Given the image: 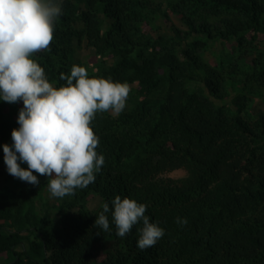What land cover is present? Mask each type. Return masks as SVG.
I'll return each mask as SVG.
<instances>
[{"label":"trees","instance_id":"trees-1","mask_svg":"<svg viewBox=\"0 0 264 264\" xmlns=\"http://www.w3.org/2000/svg\"><path fill=\"white\" fill-rule=\"evenodd\" d=\"M169 16L178 24L152 36ZM260 38L264 0H62L50 50L33 57L49 81L64 85L76 64L136 86L138 98L92 121L105 157L94 183L63 198L35 172L39 185L0 183V264H264V108L252 113L254 98L264 102ZM227 43L231 61H201ZM83 48L95 63L81 61ZM8 106L0 101V168L23 102ZM176 170L186 176L165 177ZM117 195L146 204L165 229L154 246L137 247L142 224L117 236L111 212L110 231L94 226Z\"/></svg>","mask_w":264,"mask_h":264},{"label":"clouds","instance_id":"clouds-1","mask_svg":"<svg viewBox=\"0 0 264 264\" xmlns=\"http://www.w3.org/2000/svg\"><path fill=\"white\" fill-rule=\"evenodd\" d=\"M62 14V0H0V101L23 107L18 128L12 130V144L3 145L9 174L39 185L38 173L48 177L53 197L73 195L94 183L105 163L97 152L99 137L92 121L98 113H121L130 93L127 82L90 77L86 67L74 64L70 74H60L64 85L54 86L45 69L34 59L41 50H50L55 23ZM27 164V168L22 167ZM95 225L124 237L133 227L137 247L145 250L165 235V229L146 215L147 205L117 195L102 205ZM186 224V219L177 218Z\"/></svg>","mask_w":264,"mask_h":264},{"label":"rangeland","instance_id":"rangeland-1","mask_svg":"<svg viewBox=\"0 0 264 264\" xmlns=\"http://www.w3.org/2000/svg\"><path fill=\"white\" fill-rule=\"evenodd\" d=\"M155 16L158 17L159 15H157V14L156 15H151V17H155ZM172 24H178V21L175 19V17L172 16V18H171L169 16V17H167V20L163 18V20L160 21V24H159V27H158V31H156V30H155V32L151 31V34H153L152 36L156 37L159 34H167L169 29L171 28ZM156 26H157V21H153V22H150L148 24V26L142 27V29L150 31L151 30L150 28H152L154 30V28ZM262 41H263V38H260L259 39L260 47H264V44H263ZM208 47L210 48V54L202 52L201 53V61L202 62L207 63L209 65L210 63L215 61V58L219 60L220 58L223 57V55H224V61L225 62H229V61L232 60V55H231V51H230L231 44L227 43V46L224 47V48L228 52H224V53H222L224 48H223V46L221 44L209 45ZM90 55H89V51L85 50L84 48L79 50L80 59H81V61L84 64H87L88 62H90V63H95L96 62L95 59L90 58ZM228 87H229V90H230V88L232 87V83H229ZM132 88L133 89L130 90L129 96L127 98L125 109L126 108L128 109L129 105L134 103V101H136V98H138V96L137 97L135 96L136 93H137L136 86L135 87L133 86ZM234 89L239 90L240 87H234ZM8 105H9L8 108L13 109V108H16L17 103H8ZM252 105H253V109H252V111H253L252 113L253 114H254V111L258 112L259 110H262L264 108V102L259 97L254 98L252 100ZM125 109L123 111H127ZM107 113L109 115H111V116L118 115V114H114V113H111V112H107ZM1 166L2 167L0 168V183H1L2 186H10L11 185V180H15V179L17 180L18 178L14 177L13 175L8 173L6 164H2ZM184 176H186V171L185 170H176L174 172H171V173H168V174L165 175L166 178H172V179H179V178H182ZM44 197H46L47 200H49V198L45 194H44ZM54 201H56V200H54ZM47 202H48V205H50V206H51V204H56V206H58L57 202L54 203L52 200L47 201ZM34 206H35V209L37 210V212H39V211L43 212V210L45 208V206L42 207V205L39 202H36L34 204ZM50 206H48V207H50ZM89 206H90V208H94L96 206V202L95 201H91Z\"/></svg>","mask_w":264,"mask_h":264}]
</instances>
